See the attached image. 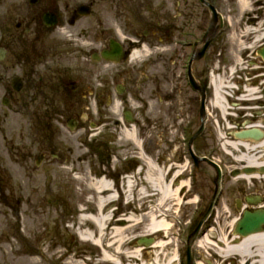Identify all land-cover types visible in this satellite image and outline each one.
I'll use <instances>...</instances> for the list:
<instances>
[{"label":"flooded vegetation","instance_id":"obj_1","mask_svg":"<svg viewBox=\"0 0 264 264\" xmlns=\"http://www.w3.org/2000/svg\"><path fill=\"white\" fill-rule=\"evenodd\" d=\"M262 47L264 0H0V215L45 214L58 164L110 184L140 264H260L226 249L264 234Z\"/></svg>","mask_w":264,"mask_h":264},{"label":"rangeland","instance_id":"obj_2","mask_svg":"<svg viewBox=\"0 0 264 264\" xmlns=\"http://www.w3.org/2000/svg\"><path fill=\"white\" fill-rule=\"evenodd\" d=\"M224 85L228 86L226 83ZM223 91L227 90L224 88ZM228 91H232V89H228ZM68 172L71 170L62 169L59 171V165L52 164L43 170L41 176L36 179V181H41V192L44 191V183L47 187L44 216L35 217L31 212L27 217H21V220L18 221L16 217L13 219L7 215H0V264H69L71 262L98 264L101 262V250L93 249L91 242L82 241L78 235L80 218L78 219L77 214L83 213L80 212L81 206H84L85 209L91 208L86 201L94 193L91 186L92 180L86 174L88 180L81 179L79 184H76ZM76 186L78 187L76 188ZM81 187L87 188L82 190ZM148 188H150L149 185L145 191L147 195H142L145 199L152 193V190ZM121 189L124 194L126 190L124 187ZM128 194L129 198L125 195L124 197L132 202L127 206L130 207V210L138 208L141 202L143 204L146 201L143 198L141 202L137 201L141 199V195L136 189H132ZM74 196H76V200H74ZM122 208L119 206L114 208L115 213L112 214L113 216L111 215V223L112 227L121 226L124 236L129 238L128 245H130L135 241L131 239H136L138 236V226L126 224V219L129 216L126 218L122 216L126 214L122 212ZM105 212L109 213L108 210ZM117 214L119 217H116ZM83 216L89 215L84 213ZM175 242L177 243V239ZM134 246H137L136 243L130 248H134ZM146 261L151 260L146 259Z\"/></svg>","mask_w":264,"mask_h":264},{"label":"bare ground","instance_id":"obj_3","mask_svg":"<svg viewBox=\"0 0 264 264\" xmlns=\"http://www.w3.org/2000/svg\"><path fill=\"white\" fill-rule=\"evenodd\" d=\"M214 87L216 85L214 84ZM215 97L219 100V88H215ZM220 102V101H218ZM146 181L149 183L150 187H153V179L147 174ZM95 198H91L87 201L88 205H93L95 207L96 213L93 214L90 210L82 209L84 206H81L80 212H83L79 217L80 228L78 229V235L84 242H91L93 247L101 249V262L98 264H119L120 261H124L127 264H140V254H142L143 249L139 248H130L134 244V241L128 245L129 238L124 236L121 226L112 227L111 223V214L105 212L107 203L111 202V199H115L116 195H110L104 197L107 190H111V186L108 182L101 180L97 181L94 185ZM130 191V190H128ZM160 194L163 196H169L170 190L166 188H160ZM146 194L143 190L142 195ZM84 213H87L89 216H83ZM135 216L130 215L126 221L130 224H137ZM149 230L144 234H154L155 232H164L168 234L169 225L165 222L164 219L155 217L153 214L148 218ZM149 236V235H144ZM131 240H136L132 238ZM107 242L106 244H104ZM163 246V243H157L155 247ZM264 246V234H258L251 236L247 239H244L238 246L231 247L226 249V251L234 254L236 257L239 256L240 262L246 260V257L251 256L253 253L258 255L260 259V264H264V257L262 255V248ZM126 258V259H125ZM69 264H77L71 262Z\"/></svg>","mask_w":264,"mask_h":264},{"label":"water","instance_id":"obj_4","mask_svg":"<svg viewBox=\"0 0 264 264\" xmlns=\"http://www.w3.org/2000/svg\"><path fill=\"white\" fill-rule=\"evenodd\" d=\"M262 55H263V57H264V52H262ZM248 134H245V136H247ZM251 230H253V229H251Z\"/></svg>","mask_w":264,"mask_h":264}]
</instances>
